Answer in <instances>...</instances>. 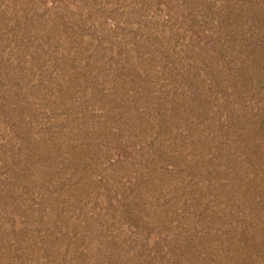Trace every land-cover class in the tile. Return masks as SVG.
<instances>
[{"label":"rangeland","instance_id":"obj_1","mask_svg":"<svg viewBox=\"0 0 264 264\" xmlns=\"http://www.w3.org/2000/svg\"><path fill=\"white\" fill-rule=\"evenodd\" d=\"M0 264H264V0H0Z\"/></svg>","mask_w":264,"mask_h":264}]
</instances>
